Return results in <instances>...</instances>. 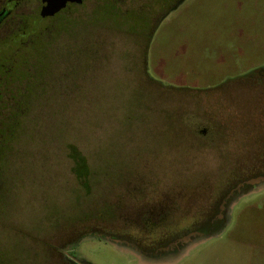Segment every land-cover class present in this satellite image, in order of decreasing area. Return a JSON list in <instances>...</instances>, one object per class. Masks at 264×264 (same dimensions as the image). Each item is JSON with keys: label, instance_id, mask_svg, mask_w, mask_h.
Here are the masks:
<instances>
[{"label": "rangeland", "instance_id": "obj_1", "mask_svg": "<svg viewBox=\"0 0 264 264\" xmlns=\"http://www.w3.org/2000/svg\"><path fill=\"white\" fill-rule=\"evenodd\" d=\"M71 13L43 32L52 43L0 159V264H68L74 247L90 264H136L98 238L148 232L130 216L152 190L196 189L206 216L264 175V0H85ZM230 215L175 264H264V190Z\"/></svg>", "mask_w": 264, "mask_h": 264}, {"label": "flooded vegetation", "instance_id": "obj_2", "mask_svg": "<svg viewBox=\"0 0 264 264\" xmlns=\"http://www.w3.org/2000/svg\"><path fill=\"white\" fill-rule=\"evenodd\" d=\"M28 1L0 2V32L6 28L11 30L10 34L0 37V159L15 133L18 117L21 116L22 107L25 105V97L29 94L28 87H32L31 74L36 60L44 55V46L51 42L46 39L48 36L43 32L48 30L47 34L50 33L53 38L56 33H60L55 31V26L64 23L66 19H71V10L85 2L83 0L81 5L69 4L55 16L42 18L40 16L42 3L41 0H37L40 3L37 16L25 18L16 14L18 8ZM174 9L173 6L166 16ZM33 19L44 24L47 22L45 28L33 32L30 28V21ZM18 69L22 72H18ZM260 72L264 76V68ZM262 190L264 175L244 181L222 195L214 213L210 212L205 216L199 205L200 191L174 186L156 188L152 190L155 193L152 198L155 200H147V205H141V209L130 216V222L149 224L148 232L130 227L127 231L104 233L98 240L134 257L136 264H175L181 256L200 242L212 239L219 233L221 224L229 222L230 210L237 204V200ZM141 201L137 197L134 202L138 204ZM186 221H189L188 226H179ZM74 251L75 249H69L66 252L64 256L66 263L90 264L76 258L73 255Z\"/></svg>", "mask_w": 264, "mask_h": 264}, {"label": "water", "instance_id": "obj_3", "mask_svg": "<svg viewBox=\"0 0 264 264\" xmlns=\"http://www.w3.org/2000/svg\"><path fill=\"white\" fill-rule=\"evenodd\" d=\"M40 16L50 18L65 9L69 4L81 5L83 0H41Z\"/></svg>", "mask_w": 264, "mask_h": 264}, {"label": "trees", "instance_id": "obj_4", "mask_svg": "<svg viewBox=\"0 0 264 264\" xmlns=\"http://www.w3.org/2000/svg\"><path fill=\"white\" fill-rule=\"evenodd\" d=\"M17 71V70H16ZM18 72H22V70H20V69H18ZM80 167V166H79ZM74 248H76V247H74ZM74 248H72V249H74Z\"/></svg>", "mask_w": 264, "mask_h": 264}]
</instances>
